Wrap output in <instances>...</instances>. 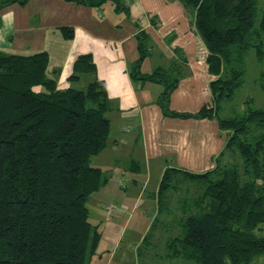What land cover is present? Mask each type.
I'll return each mask as SVG.
<instances>
[{
	"label": "trees",
	"instance_id": "trees-1",
	"mask_svg": "<svg viewBox=\"0 0 264 264\" xmlns=\"http://www.w3.org/2000/svg\"><path fill=\"white\" fill-rule=\"evenodd\" d=\"M183 1L196 12L208 71L216 79L210 83L211 107L195 114L164 112L216 118L228 134L226 153H238L240 163L200 174L166 169L156 202L169 207L171 193H182L179 175L200 183L201 193L176 201L185 214L179 218L182 235L170 240V250L195 264H251L264 255V110L231 119L217 112L242 83L247 51L255 49L258 60L264 56V9L257 21V0ZM139 50L138 64L144 58ZM47 65L45 52L0 51V264H88L101 240L86 203L107 181L91 166L110 133L106 86L89 56L74 61L67 88L59 87V72L50 74ZM86 77L91 79L78 89ZM170 89L161 96L165 104Z\"/></svg>",
	"mask_w": 264,
	"mask_h": 264
},
{
	"label": "crops",
	"instance_id": "crops-1",
	"mask_svg": "<svg viewBox=\"0 0 264 264\" xmlns=\"http://www.w3.org/2000/svg\"><path fill=\"white\" fill-rule=\"evenodd\" d=\"M140 46L144 58L138 64ZM0 51L24 56L45 52L47 70L59 72L61 88L70 85L74 61L89 56L110 101L106 147L91 159V166L112 181L94 193L110 198L101 201L104 209L113 204L119 213L133 212L145 188L157 192L166 169L200 174L231 162L225 149L228 134L216 118L170 116L163 109L195 114L211 107L210 83L216 77L208 71L195 10L183 0H27L0 11ZM156 72V78L144 79ZM169 87L165 104L161 96ZM152 172L158 180L153 185ZM123 173L132 186L142 182L141 191L137 187L128 193ZM116 198L122 203L110 201ZM155 205L149 200L145 208ZM100 224L92 226L100 232ZM97 250L88 264L103 263Z\"/></svg>",
	"mask_w": 264,
	"mask_h": 264
},
{
	"label": "rangeland",
	"instance_id": "rangeland-1",
	"mask_svg": "<svg viewBox=\"0 0 264 264\" xmlns=\"http://www.w3.org/2000/svg\"><path fill=\"white\" fill-rule=\"evenodd\" d=\"M13 4L16 3L0 5L2 7L0 11ZM256 4L255 18L259 21L264 9V0H257ZM243 66L241 85L231 100L223 101L219 105L217 113L221 119L240 118L250 110H264V56L262 60H258L256 50L249 49L244 58ZM85 81L84 79L75 86L78 89H82ZM227 156H230L231 162L240 163L238 153H227ZM123 174L129 184L127 188L128 193L133 192L132 188L137 187V192L141 191L140 184L142 182H138L136 186H132L129 182L128 174ZM139 175L140 177L143 176L141 172H139ZM151 176V185H153L158 181L156 179L157 174L152 172ZM104 177L107 179V182L103 186H109L112 182L110 176L105 175ZM179 178L181 179L179 180V190L182 193H171L173 198L169 201V207L161 206L158 208L155 205L151 209L145 208L147 201L152 200L156 202L157 200V193H150L152 188L148 187L145 188V192H141L142 201L137 206V209H133V212L130 210L129 212L119 213L120 209L113 204L107 205L104 209L103 202L101 201L103 199L109 200L110 198H106L103 195L98 197L97 194H93L89 198L86 203L91 216L89 222L92 225L101 223L99 230L102 238L97 253L101 255L103 263L109 260V264H195L174 256L173 250H170L169 247L170 240L182 235V225L179 218L185 212L177 205V199L186 195L188 197L187 200H189L201 193L202 189V185L196 181L183 180V176L181 175H179ZM175 179L177 178L170 180L172 185ZM102 187H100L99 191L102 190ZM164 196L162 194L160 199L163 200ZM110 201L118 204L122 203L118 198L115 200L111 199ZM118 204L117 206L119 207ZM112 205L115 206L114 211L107 213V208ZM130 206L132 205L130 204ZM146 209L150 212H146ZM259 233L264 235V227ZM251 264H264V255L255 257Z\"/></svg>",
	"mask_w": 264,
	"mask_h": 264
},
{
	"label": "built area",
	"instance_id": "built-area-1",
	"mask_svg": "<svg viewBox=\"0 0 264 264\" xmlns=\"http://www.w3.org/2000/svg\"><path fill=\"white\" fill-rule=\"evenodd\" d=\"M114 209H115V206H109L108 208H107V213H111V212H113L114 211Z\"/></svg>",
	"mask_w": 264,
	"mask_h": 264
}]
</instances>
